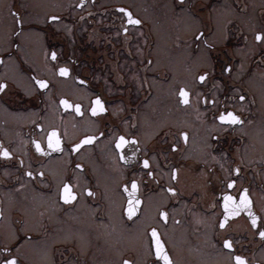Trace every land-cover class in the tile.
I'll return each mask as SVG.
<instances>
[{
    "label": "flooded vegetation",
    "instance_id": "1",
    "mask_svg": "<svg viewBox=\"0 0 264 264\" xmlns=\"http://www.w3.org/2000/svg\"><path fill=\"white\" fill-rule=\"evenodd\" d=\"M258 32L264 0H0V264H165L152 228L173 264H264Z\"/></svg>",
    "mask_w": 264,
    "mask_h": 264
},
{
    "label": "snow or ice",
    "instance_id": "2",
    "mask_svg": "<svg viewBox=\"0 0 264 264\" xmlns=\"http://www.w3.org/2000/svg\"><path fill=\"white\" fill-rule=\"evenodd\" d=\"M121 11H122V12H125V13L127 14V16H128V22H129V23H134V24H140V23H141V21H140L139 19H133V18H132V14H131V12H129L127 9H121ZM17 15H18V14H17ZM50 19H54V20H55V19H59V18H58V17H51ZM200 35H203V34L201 33ZM255 39H256V41H258V42H264V33H260V32L256 33V35H255ZM55 56H56V53L53 52V53H52V57H53V59H55ZM59 72H60L62 75H65V76L68 75V69H67V68H63V67H62V68L59 69ZM206 76H207V73H205V74H203V75H200V76L198 77L199 81H201V82L204 81L205 78H206ZM36 83H37L41 88H45L46 85H47V82L44 81V80H37ZM3 87H4V85L0 84V88H3ZM179 95H180V97L183 98V102H184V103H188V99H187V98H188V95H189V94H188V92H187L184 88H181V89H180ZM240 99L243 100L244 97L241 96ZM61 103L64 104L65 106H67V107H72V105H70L69 102H68L67 100H61ZM75 109H76L77 112H79V111H80V105H78V104L75 105ZM97 110H99V111H104L103 104H102V102H101V100H100L99 97H97V98L95 99V101H94V105H93L91 111H92L93 113H95ZM218 119H219L220 121H222V122H230V123H232V124H235V123H237V122L240 121V117L237 116V115H236L234 112H232V111H228L226 114H225V113H222V114L219 116ZM181 135L184 136L185 139H187V133H181ZM54 137H55V142H54V139H53ZM93 139H94V137H85V139H84L83 141H81V143L89 142V141H91V140H93ZM124 143H126L125 138H124L123 136H121V137L119 138V140L117 141V145H116L117 148L122 147V145H123ZM59 146H60V141H59V138H58V136H57L56 130L54 129L51 133L48 134V147H49V148H52V147H57V148H58ZM79 146H80V145H74V148H79ZM173 147H175V146L173 145ZM36 148H37V150H41V149H40V143H39L38 141L36 142ZM0 155H3V156H9L10 153L5 149V150H3L2 152H0ZM123 158H124V157L122 156L121 159H123ZM143 163H144L145 167L148 166V161H147V160H144ZM78 167H79V166H78ZM236 171L239 172V168H237ZM28 175L31 176L32 173H28ZM233 183H234V182H230L228 186L231 188ZM137 189H138L137 182H136L135 180H133V181L131 182V192H129V197H130V198H129V200H128V209H127V211H128V215H129V216L134 215V212H135V206H137V205H139V204L141 203V201H140L139 199H133V198H132L133 194L137 191ZM87 191L89 192V194H91V190H90V189L87 190ZM125 191H128L127 186H125ZM168 191H169V192H173V191H175V190L172 189V188H169ZM62 193H63V194H62V196H61V199L65 200V201L74 200V199L76 198V193L72 191V189H71V185H69V184H67V183H65V184L63 185ZM229 202H234V198H233L232 196H230V195H226V196L224 197V208H225V214H226V215H236L237 213H236L234 210H232V209L230 208V204H229ZM250 204H251V201H250V199L247 197V190L245 189L244 193H243V194L241 195V197H240V205H238L237 207H241V206H242V207L247 208V207L250 206ZM160 215L166 217V216H167V213H165V212H161ZM250 215H252V220H251L252 225H256V223H257V218H256L253 214H251V213H250ZM224 226H225V221H224V220H221V222H220V227H221V228H224ZM151 234H152V237L155 238V243H156V255H157V256H161V255H162L165 264H173L172 260H171V259L169 258V256L164 252L163 244H162V242H161V240H160V238H159V235H158V233H157V229L152 228V229H151ZM259 235H260L261 237H264V231H260V232H259ZM223 244H224V246H226L227 248H231V247H232V243H231L230 241H228V240L223 241ZM5 251H7V249H5ZM235 259H236V261L238 262V264H247L245 258H243V257L237 256V257H235ZM3 264H17V259H16V257H11L10 259H5V260L3 261ZM123 264H131V261H129V260H125V261H123Z\"/></svg>",
    "mask_w": 264,
    "mask_h": 264
}]
</instances>
